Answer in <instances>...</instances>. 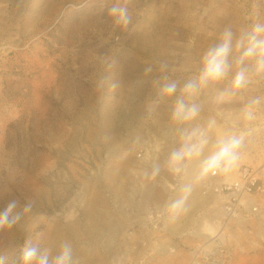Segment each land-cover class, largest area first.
Masks as SVG:
<instances>
[{
    "label": "rangeland",
    "instance_id": "obj_1",
    "mask_svg": "<svg viewBox=\"0 0 264 264\" xmlns=\"http://www.w3.org/2000/svg\"><path fill=\"white\" fill-rule=\"evenodd\" d=\"M115 2L0 0V208L31 205L0 230V256L16 264L32 238L53 255L70 243L74 264H264V199L258 211L232 216L196 180V162L173 175L165 167L176 147L171 101L147 108L161 64L183 83L221 32L264 22V0H121L127 28H114ZM101 57L115 67L105 72ZM263 79L216 101V111L206 105L200 123L215 120L214 136L232 130L251 139L262 104L233 101L260 96ZM249 105L253 118L245 120ZM154 163L161 170L152 177ZM182 183L193 190L170 219L163 209Z\"/></svg>",
    "mask_w": 264,
    "mask_h": 264
},
{
    "label": "clouds",
    "instance_id": "obj_2",
    "mask_svg": "<svg viewBox=\"0 0 264 264\" xmlns=\"http://www.w3.org/2000/svg\"><path fill=\"white\" fill-rule=\"evenodd\" d=\"M108 14L113 19L114 28H127L130 23L127 4L121 0L112 4ZM100 63L107 72L115 67L116 61L111 57H101ZM166 70L167 65L161 64L162 77L156 82L157 96L147 106L151 114L161 102L171 101L176 147L169 153L165 167L173 175L183 177L196 162L197 181L232 171L240 159L245 134L227 130L214 136L217 129L215 120L200 123L203 110L200 97L213 91L216 101L222 102L246 88L253 76L264 75V22L254 21L239 33L231 29L221 32L202 54L197 71L183 83L171 79ZM151 71V67L146 69V72ZM105 83L101 76L97 86L103 88ZM259 102V99L254 100L252 105ZM252 105L243 110V119L253 118ZM160 170V165L154 163L151 176H157ZM193 186V183H182L177 194L165 205L163 214L170 219L179 215ZM18 207V202L11 200L0 208V230L13 227L31 210L30 204L23 205L19 211ZM0 264H5L3 256H0ZM16 264H74L73 250L70 243H65L53 255L50 249L41 248L38 240L29 238L21 246Z\"/></svg>",
    "mask_w": 264,
    "mask_h": 264
},
{
    "label": "built area",
    "instance_id": "obj_3",
    "mask_svg": "<svg viewBox=\"0 0 264 264\" xmlns=\"http://www.w3.org/2000/svg\"><path fill=\"white\" fill-rule=\"evenodd\" d=\"M259 168L243 165L234 176L219 174L206 179L205 185L220 197L222 209L229 215L236 216L238 211H258L257 199H264V177Z\"/></svg>",
    "mask_w": 264,
    "mask_h": 264
},
{
    "label": "crops",
    "instance_id": "obj_4",
    "mask_svg": "<svg viewBox=\"0 0 264 264\" xmlns=\"http://www.w3.org/2000/svg\"><path fill=\"white\" fill-rule=\"evenodd\" d=\"M179 68V67H177ZM190 67L186 66V67H182L181 72H189L190 71ZM194 70V69H192ZM259 99V101L262 104L261 107V118H262V126H261V131H254L252 133V138L251 139H247L243 142V146L240 149V159L238 161L237 166H242L243 164H247V165H252V166H261L262 167V172L264 175V79L261 82V89H260V96L256 97V98H252V100L250 101H239V99H236L237 101H233L236 103H250L252 104V101ZM202 102V101H201ZM203 110L205 111L206 109V105L208 104H213L214 106V110L216 111V109H218L217 107H215L216 103V99L213 102H208V101H203ZM257 134V135H256ZM253 144L251 147H249L248 149H244L245 144L250 145ZM238 170V169H237ZM213 202L220 200V197L216 194H213Z\"/></svg>",
    "mask_w": 264,
    "mask_h": 264
},
{
    "label": "bare ground",
    "instance_id": "obj_5",
    "mask_svg": "<svg viewBox=\"0 0 264 264\" xmlns=\"http://www.w3.org/2000/svg\"><path fill=\"white\" fill-rule=\"evenodd\" d=\"M59 239V238H58ZM61 241V240H60ZM58 242V241H57ZM58 244V243H57Z\"/></svg>",
    "mask_w": 264,
    "mask_h": 264
}]
</instances>
